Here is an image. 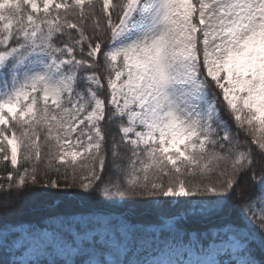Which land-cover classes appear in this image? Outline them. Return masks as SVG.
Returning <instances> with one entry per match:
<instances>
[{"label":"snow or ice","instance_id":"6c2138e0","mask_svg":"<svg viewBox=\"0 0 264 264\" xmlns=\"http://www.w3.org/2000/svg\"><path fill=\"white\" fill-rule=\"evenodd\" d=\"M0 264H264V0H0Z\"/></svg>","mask_w":264,"mask_h":264},{"label":"trees","instance_id":"16d2710c","mask_svg":"<svg viewBox=\"0 0 264 264\" xmlns=\"http://www.w3.org/2000/svg\"><path fill=\"white\" fill-rule=\"evenodd\" d=\"M111 134L112 135H118V130L116 128L115 123L111 126ZM108 169L106 168V172L105 174L107 175ZM40 190L39 189H35L33 190V192H23L20 195V203L22 206L26 207L27 209L31 210V209H39L41 211H43L46 202L50 201V197L40 194V195H36V193H38ZM55 191V190H53ZM76 198H73V200H75ZM137 212L138 214L144 215L147 214L150 209L148 208V206H137ZM25 218H34L31 215V212L29 211L28 213H26V217ZM197 227H203V226H197Z\"/></svg>","mask_w":264,"mask_h":264}]
</instances>
